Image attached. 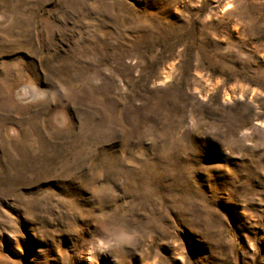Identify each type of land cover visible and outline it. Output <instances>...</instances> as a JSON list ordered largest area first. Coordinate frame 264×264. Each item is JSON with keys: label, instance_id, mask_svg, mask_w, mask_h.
Here are the masks:
<instances>
[{"label": "rangeland", "instance_id": "1", "mask_svg": "<svg viewBox=\"0 0 264 264\" xmlns=\"http://www.w3.org/2000/svg\"><path fill=\"white\" fill-rule=\"evenodd\" d=\"M0 264H264V0H0Z\"/></svg>", "mask_w": 264, "mask_h": 264}, {"label": "clouds", "instance_id": "2", "mask_svg": "<svg viewBox=\"0 0 264 264\" xmlns=\"http://www.w3.org/2000/svg\"><path fill=\"white\" fill-rule=\"evenodd\" d=\"M135 235L134 230L112 226L102 229L99 236L93 237L89 241V248L100 253L116 252L124 246L130 245L134 241Z\"/></svg>", "mask_w": 264, "mask_h": 264}]
</instances>
